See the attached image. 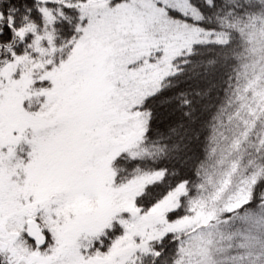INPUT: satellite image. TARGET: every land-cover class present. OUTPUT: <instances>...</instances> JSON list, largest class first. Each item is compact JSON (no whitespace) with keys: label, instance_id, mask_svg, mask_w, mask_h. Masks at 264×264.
I'll return each mask as SVG.
<instances>
[{"label":"snow or ice","instance_id":"1","mask_svg":"<svg viewBox=\"0 0 264 264\" xmlns=\"http://www.w3.org/2000/svg\"><path fill=\"white\" fill-rule=\"evenodd\" d=\"M0 264H264V0H0Z\"/></svg>","mask_w":264,"mask_h":264}]
</instances>
